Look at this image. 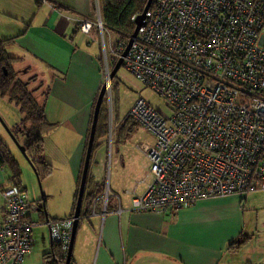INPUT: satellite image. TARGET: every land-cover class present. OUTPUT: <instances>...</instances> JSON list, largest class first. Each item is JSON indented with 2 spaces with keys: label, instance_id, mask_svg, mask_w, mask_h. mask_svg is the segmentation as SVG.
<instances>
[{
  "label": "crops",
  "instance_id": "1",
  "mask_svg": "<svg viewBox=\"0 0 264 264\" xmlns=\"http://www.w3.org/2000/svg\"><path fill=\"white\" fill-rule=\"evenodd\" d=\"M97 17H101L100 0H52L50 4L0 0V41L11 56L19 58V74L32 72L37 77L36 86L42 85L41 94L47 92V120L40 133L45 140V157L54 166L43 179L46 187L40 194L33 166L22 152L23 161L19 159L9 142L16 143L11 131L22 118L20 109L0 96V138L26 174L27 180L21 176V186L29 198L45 204L44 209L29 212L34 224L32 251L24 264L53 262L48 258L54 250L48 222L70 218L77 203L106 65L100 44L92 48L98 31L94 27L90 34H84L78 24ZM21 65L26 69L21 71ZM24 142L20 137L19 145ZM92 160L71 264H264V234L257 235L246 216L247 210H253V206H246L251 193L200 200L181 211L134 212V195L143 194L153 176L149 182L136 178L126 185L120 180L118 165L113 170L114 183L107 187L97 177L98 166H93ZM149 170L151 174V165ZM10 175L7 167L0 166V216L3 192L12 186ZM259 228L264 231V223Z\"/></svg>",
  "mask_w": 264,
  "mask_h": 264
},
{
  "label": "built area",
  "instance_id": "2",
  "mask_svg": "<svg viewBox=\"0 0 264 264\" xmlns=\"http://www.w3.org/2000/svg\"><path fill=\"white\" fill-rule=\"evenodd\" d=\"M96 23L103 31L100 19L78 28L90 34ZM126 46L120 39L111 53L119 58ZM123 65L172 109L139 99L129 112L157 137L146 151L153 180L134 195V212L264 190V0H154ZM3 195L0 262L24 264L32 251L28 215L44 203L17 184ZM48 225L67 253L74 218Z\"/></svg>",
  "mask_w": 264,
  "mask_h": 264
},
{
  "label": "rangeland",
  "instance_id": "3",
  "mask_svg": "<svg viewBox=\"0 0 264 264\" xmlns=\"http://www.w3.org/2000/svg\"><path fill=\"white\" fill-rule=\"evenodd\" d=\"M99 19L102 21L101 17H97L95 21L97 22ZM103 29L102 31L97 23L95 24V31H98L99 34L98 41L93 43L92 48H98L97 43L100 44L102 60L106 63L103 81L108 84V89L104 98L103 111L98 121V146L92 152V165L98 166L96 167L97 177L100 181L103 180L107 187L110 183H114L113 170L118 165L121 168L119 177L123 184L129 185L136 178L148 179L147 182H149L152 180L149 170L151 162L147 158L146 151L155 146L157 137L149 129L129 118L128 115L139 99H144L149 105L169 115L172 114V109L158 93L137 79L124 65L120 67L113 79H109L115 57L111 50L121 39V35L109 30L105 25H103ZM25 67L26 65H21L19 69L23 71L26 69ZM32 75V72L28 75L20 73L19 77L28 79ZM9 142L15 155L23 161L21 151L18 149V142L15 143L13 140H9ZM32 172L35 187L42 194L46 183L42 179L40 184L33 168ZM22 174L23 180H27L26 174ZM256 192H258V196H252ZM249 193H251V197L246 202V206L247 209H252L250 207L253 206V210H247L246 216L249 219V227H253L255 233L260 236L258 233L264 234V231L259 228L261 223H264V190L257 189Z\"/></svg>",
  "mask_w": 264,
  "mask_h": 264
},
{
  "label": "trees",
  "instance_id": "4",
  "mask_svg": "<svg viewBox=\"0 0 264 264\" xmlns=\"http://www.w3.org/2000/svg\"><path fill=\"white\" fill-rule=\"evenodd\" d=\"M147 1L148 0H100L103 25H105L109 30L111 29L112 31L117 32L118 35H121V39L128 43L129 38L133 34L136 27L133 17L143 12ZM117 60L118 57L113 58V67L115 66ZM19 61V58L13 57L7 52L4 46V41H0V96L7 97L11 102L15 103L19 107L22 118L11 132L17 141H19L20 137L25 138L23 148L26 156L35 169L37 177L42 180L48 177L54 169L53 164L45 157V140L40 133L41 127L47 120V92H43L41 94L40 89L42 85L36 86V76H32L28 79L19 77V72L16 69V65ZM43 95L44 99L42 100L41 96ZM103 104L100 115L103 111ZM128 117L131 118L130 115H128ZM98 131L99 124L97 126L93 150L98 146ZM0 166H5L10 170L11 175L9 179L12 182L11 185H21V166L10 147L1 138ZM90 169L91 163L87 178V185H89L90 182ZM79 182H81V177ZM76 199H78V197H76ZM76 204L77 203H75V205ZM44 207L45 204H43V209ZM75 208L76 206L74 207V213L70 218H74ZM67 255L68 252H63L61 247L54 243V250L48 255V258L53 259L51 264H65Z\"/></svg>",
  "mask_w": 264,
  "mask_h": 264
},
{
  "label": "water",
  "instance_id": "5",
  "mask_svg": "<svg viewBox=\"0 0 264 264\" xmlns=\"http://www.w3.org/2000/svg\"><path fill=\"white\" fill-rule=\"evenodd\" d=\"M153 1L154 0H148L143 12L137 16V18L135 20V23H136L135 30H134L133 34L130 36L125 50L122 52V55L118 58L115 66L111 70V72L109 74L110 80L113 79V77L116 75V73L118 72L120 67L123 65L124 57L126 56L127 52L129 51V49L133 43L134 38L138 34V31L144 25L145 19H146V14H147L148 10L150 9L151 5L153 4ZM107 89H108V84L104 83L103 86L101 87L100 92H99L97 102L95 105V109H94V113H93L91 130H90V134H89L88 145H87V150H86V155H85V162H84L83 172H82V176H81L79 194H78L77 204H76V208H75L72 237H71L70 247H69V251H68V255H67V259H66L65 264H71L72 248H73V244H74L79 220L81 218L83 196L85 193L87 178H88V174H89L90 162H91L94 142H95V138H96V131H97V126H98L100 111H101V107H102L105 95L107 93ZM18 145H19V143H18ZM19 148H20L21 152L24 154V156L27 158V160L29 161L28 157L26 156V153H25L23 146L19 145ZM38 180L41 184V180L39 178H38Z\"/></svg>",
  "mask_w": 264,
  "mask_h": 264
}]
</instances>
